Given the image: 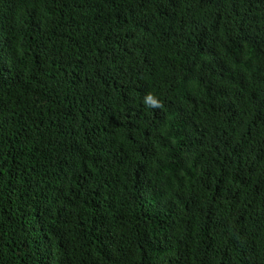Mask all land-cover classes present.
<instances>
[{"label": "trees", "instance_id": "1", "mask_svg": "<svg viewBox=\"0 0 264 264\" xmlns=\"http://www.w3.org/2000/svg\"><path fill=\"white\" fill-rule=\"evenodd\" d=\"M0 264H264V0H0Z\"/></svg>", "mask_w": 264, "mask_h": 264}, {"label": "clouds", "instance_id": "2", "mask_svg": "<svg viewBox=\"0 0 264 264\" xmlns=\"http://www.w3.org/2000/svg\"><path fill=\"white\" fill-rule=\"evenodd\" d=\"M146 102L151 104V105H154V106L158 105V103H159L152 95H148L146 97Z\"/></svg>", "mask_w": 264, "mask_h": 264}]
</instances>
